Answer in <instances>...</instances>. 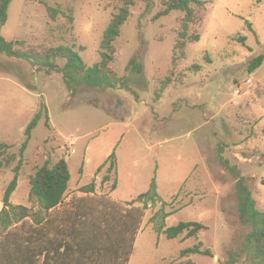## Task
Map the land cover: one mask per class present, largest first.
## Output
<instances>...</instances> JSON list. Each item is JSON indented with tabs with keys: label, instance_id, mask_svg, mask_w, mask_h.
<instances>
[{
	"label": "rangeland",
	"instance_id": "1",
	"mask_svg": "<svg viewBox=\"0 0 264 264\" xmlns=\"http://www.w3.org/2000/svg\"><path fill=\"white\" fill-rule=\"evenodd\" d=\"M204 2L200 40L188 43L186 58L177 63L166 87L163 81L172 71L184 12L158 16L162 0H152L151 7L136 0L114 42L111 67L127 77L129 89L84 86L71 96L61 72L39 70L0 51V142L10 145L7 154L18 156L9 167L0 168V209L16 174L13 168L26 128L43 101L48 124L43 116L33 130L12 204H25L35 213L39 207L30 198V178L46 160L54 164L61 157L71 172L65 202L83 195L79 188L95 179L97 195L124 203L146 192L155 179L161 198L168 202L164 209L172 213L162 219L161 202L145 211L129 264H178L188 259L196 264H247L242 248L251 227L240 219L236 181L244 177L264 210V62L248 70V61L264 52V0ZM120 4L12 0L0 35L27 45L68 44L93 65L100 60L104 30ZM49 7L58 10L54 16ZM239 36H246V42ZM132 58L136 62L131 63ZM57 62L65 64L64 59ZM139 63L141 73L135 66ZM113 150L118 186L110 193L114 173L102 184L106 171L97 169ZM181 221H198L206 228L196 237L184 232L174 239L157 230L162 223L166 228ZM199 242L212 255H181L182 249Z\"/></svg>",
	"mask_w": 264,
	"mask_h": 264
},
{
	"label": "trees",
	"instance_id": "2",
	"mask_svg": "<svg viewBox=\"0 0 264 264\" xmlns=\"http://www.w3.org/2000/svg\"><path fill=\"white\" fill-rule=\"evenodd\" d=\"M120 1V6L104 30L100 60L93 65H88L74 46L68 44L27 45L25 41L7 40L0 35V51L9 57L26 60L39 70L61 72L71 96L84 86L129 89L127 77L118 76L111 63L115 60L114 42L131 17V7L136 4V0ZM144 1L147 7H151L152 0ZM11 2L12 0H0V25L5 24L8 19ZM162 6L158 16L167 15L173 10L184 12L174 45L172 71L163 81V87H166L172 81L171 75L177 63L186 58L188 43L200 40L198 27L205 21L206 8L204 0H162ZM49 11L54 16L58 10L49 7ZM249 25L252 28L250 22ZM238 38L243 43L247 39L246 36ZM58 59H64L65 64L59 66ZM134 62L136 60L132 58L131 63ZM248 62L249 72L255 71L264 62V52ZM135 66L138 73L143 71L142 64ZM194 67L200 68L197 64ZM158 96L160 95L156 97ZM43 116L48 124V109L42 101L26 128L18 163L13 168L16 174L4 194L3 208L0 209V264H129L145 211L161 202V218L172 213L165 211L168 202L161 198L155 179L146 192L124 203L105 194L97 195L95 179L79 188L83 195L73 196L65 202L71 172L66 158L61 157L54 164L46 160L30 178V198H35L39 207L35 213L33 208L25 204L11 203V196L18 185L24 152L33 130ZM9 147L8 143L0 142V168L9 167L18 157L16 153L7 154ZM220 158L228 163L222 156ZM230 168L236 170L234 166ZM103 170L106 173L102 184L110 182L111 174L114 173L109 189L111 193L118 186L115 150L99 166L97 173ZM236 192L240 199V219L251 227L242 248L245 263L264 264V210L257 206L252 190L246 186L242 176L237 178ZM203 228L206 226L198 221H181L166 228L164 223L157 226L158 232L163 231L170 239L177 238L184 232L186 237H196ZM197 253L212 255V250L202 249V243L199 242L181 251L183 257ZM178 264L196 263L188 259Z\"/></svg>",
	"mask_w": 264,
	"mask_h": 264
}]
</instances>
